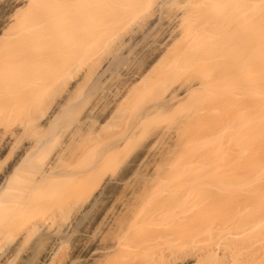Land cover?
Instances as JSON below:
<instances>
[{
    "label": "bare ground",
    "instance_id": "obj_1",
    "mask_svg": "<svg viewBox=\"0 0 264 264\" xmlns=\"http://www.w3.org/2000/svg\"><path fill=\"white\" fill-rule=\"evenodd\" d=\"M135 1L139 2L0 0V264H204L208 257V264L217 260L225 264L222 239L226 235L239 236L233 241L240 244L249 234L244 235L247 228L250 232L264 228L262 217L254 226L241 222L234 231L219 229V207L236 193L209 182L211 172L202 167L150 170L131 184L137 168L152 156L149 143L120 177L98 173V154L77 164L81 159L74 152L77 135H87L99 121L94 112L99 94L90 92L83 108L73 102L74 90L87 78L92 89L98 88L109 66L120 64L117 52L110 61L101 58L121 35L110 31L125 15L124 9L132 5L137 11ZM168 1L140 0L128 25L152 27ZM163 58L150 63L141 82ZM74 79L78 82L72 83ZM197 86L188 84L181 93L172 89L160 102L142 107L123 139L111 148L135 139L145 122L188 99ZM52 90L64 95L49 109L44 96ZM77 111L81 116L73 126L66 119ZM170 150L161 157L164 165ZM118 189L124 191L117 195ZM242 207L237 211L244 217L248 212ZM231 256L234 263L242 264L243 256L236 252Z\"/></svg>",
    "mask_w": 264,
    "mask_h": 264
},
{
    "label": "rangeland",
    "instance_id": "obj_2",
    "mask_svg": "<svg viewBox=\"0 0 264 264\" xmlns=\"http://www.w3.org/2000/svg\"><path fill=\"white\" fill-rule=\"evenodd\" d=\"M139 2L132 4L139 8ZM131 7L124 9L125 15L110 31L112 34L121 32V35L115 38L111 52L101 58L110 61L117 52L122 57L120 64L109 66L95 90L89 78L74 90L73 102L82 103V107L87 106L90 92L99 94L94 107L99 121L87 135H77L74 152L81 157L77 164L98 154L101 161L98 173L120 177L139 149L151 144L152 156L137 168L139 174L130 180L131 184L150 170L166 167L172 172L202 167L211 172L209 182L223 185L224 191L227 187L237 195L232 194L233 199L229 195L230 202L226 203L228 195L225 193V203L217 213L219 229L225 227L234 231L241 222L244 226L249 224L247 227L254 226L264 217V0H169L157 14L160 21L143 29L139 24L136 27L137 23L128 25L139 10ZM133 33L137 37H132ZM162 55L164 58L154 65L150 77L141 82L150 63ZM196 83L197 89L188 99L160 111L141 126L135 139L121 148H111L114 142L123 139L142 107L160 102L172 89L178 88L181 93L188 84ZM56 93L52 90L44 96L49 109L65 94L57 96ZM79 112L70 113L66 120L74 126L81 116ZM193 144H196L195 149L191 148ZM198 144L203 147L199 145V148ZM170 148L175 149L172 154ZM168 150L170 155L165 157L168 165H164L161 157L169 154ZM243 188L245 191L241 190ZM123 191L118 189L116 194ZM239 196L243 197L241 202L245 198L243 205L238 202ZM242 206H246L245 213L248 212L244 217L243 213H238L240 209L237 211ZM246 230L244 235L249 234L246 238L242 236L243 243L237 241L241 239L239 236L226 235L222 239L225 251L222 253L227 255L223 260L225 264H236L231 256L233 252L241 259L246 258L245 263L241 260L242 264L246 261L247 264H264V228L257 232ZM203 260L208 264L210 258Z\"/></svg>",
    "mask_w": 264,
    "mask_h": 264
}]
</instances>
